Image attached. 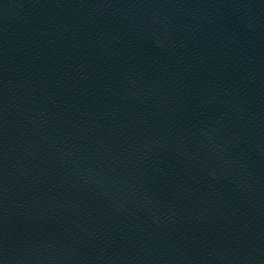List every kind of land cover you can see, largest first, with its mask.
Instances as JSON below:
<instances>
[{"label": "water", "instance_id": "obj_1", "mask_svg": "<svg viewBox=\"0 0 264 264\" xmlns=\"http://www.w3.org/2000/svg\"><path fill=\"white\" fill-rule=\"evenodd\" d=\"M0 264H264V0H15Z\"/></svg>", "mask_w": 264, "mask_h": 264}]
</instances>
